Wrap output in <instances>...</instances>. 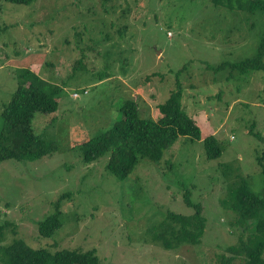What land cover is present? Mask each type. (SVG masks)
<instances>
[{
  "label": "rangeland",
  "instance_id": "rangeland-1",
  "mask_svg": "<svg viewBox=\"0 0 264 264\" xmlns=\"http://www.w3.org/2000/svg\"><path fill=\"white\" fill-rule=\"evenodd\" d=\"M233 5L0 0V134L2 112L18 87V69L29 68L60 88L57 111L36 113L32 122L34 133L53 140L56 151L35 161L0 162V226H13L3 230V246L12 237L33 249L57 241L59 250L95 249L100 264H214L211 254L226 253L236 237L228 232L229 216L219 204L225 195L220 165L229 166L228 184L240 177L264 196L263 168L257 163L262 156L264 164V71L242 75L230 67L256 55L264 13ZM222 63L229 67L217 71ZM177 82L181 105L201 128V141L180 138L171 156L165 155L170 169L143 159L119 179L106 169L109 154L83 161L82 145L122 119L124 102H135L140 116L156 120L158 106L176 91ZM209 136L223 152L212 161L205 160L201 143ZM185 192L193 203L202 202L204 236L196 246L164 250L153 241L156 230L148 231L168 212L193 213L184 204ZM65 194L61 229L39 244V225Z\"/></svg>",
  "mask_w": 264,
  "mask_h": 264
},
{
  "label": "trees",
  "instance_id": "trees-1",
  "mask_svg": "<svg viewBox=\"0 0 264 264\" xmlns=\"http://www.w3.org/2000/svg\"><path fill=\"white\" fill-rule=\"evenodd\" d=\"M13 5H29L34 0H4ZM107 3L112 0H98ZM214 3H224L229 7L237 5V9L246 8L264 13V0H213ZM235 9V8H233ZM232 9V10H233ZM78 64V63H77ZM229 67L222 63L216 70ZM232 71L244 75L248 72L264 71V32L256 55L239 63L232 64ZM105 73L100 79L105 78ZM18 87L11 101L2 112L3 128L0 134V162L14 159L17 161H35L51 155L57 149L53 140H48L33 131V118L36 113L54 114L58 109L55 99L60 93L59 87H52L29 68L18 69ZM183 91L181 84L176 83V91L158 106L159 117L140 116L138 105L128 100L122 104L120 111L122 119L115 125L101 132L100 135L86 141L82 145L83 161L90 163L109 154L106 169L118 177L125 179L134 172L139 162L148 159L159 166L172 167L171 159L165 155L172 154L173 145L186 138L191 142L201 140V128L185 112L181 105ZM254 134V133H252ZM261 139L259 135L255 136ZM188 143L187 141H183ZM205 151L206 161L219 159L222 148L214 136H209L201 142ZM171 156V155H170ZM263 157L257 158V163L263 168ZM223 181L222 189L225 195L219 198L221 208L228 214V232L236 237V242L228 246L226 253L210 255L214 264H231L239 260L241 264H264V196L252 192L251 188L237 177L236 182L228 184L229 166L220 165ZM239 176V175H238ZM226 183V185H223ZM63 195L54 204V212L39 225L38 235L41 239H51L61 229L60 204L68 199ZM184 204L193 211L191 215L168 212L164 221L152 230H156V241L162 249L175 251L184 245H198L204 236L207 219L203 215V205L193 203L189 192L182 195ZM176 200V199H175ZM10 226L5 223L0 226V262L2 264H100V258L95 249L84 250L80 247L59 250V242L43 245L37 249L30 248L23 240L12 237L11 242L3 246V230ZM46 243V242H45ZM73 244L74 241H70ZM217 262V263H216Z\"/></svg>",
  "mask_w": 264,
  "mask_h": 264
},
{
  "label": "built area",
  "instance_id": "built-area-1",
  "mask_svg": "<svg viewBox=\"0 0 264 264\" xmlns=\"http://www.w3.org/2000/svg\"><path fill=\"white\" fill-rule=\"evenodd\" d=\"M74 95H77V94H74Z\"/></svg>",
  "mask_w": 264,
  "mask_h": 264
}]
</instances>
